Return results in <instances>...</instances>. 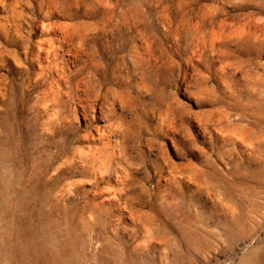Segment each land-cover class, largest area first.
<instances>
[{"label":"rangeland","instance_id":"obj_1","mask_svg":"<svg viewBox=\"0 0 264 264\" xmlns=\"http://www.w3.org/2000/svg\"><path fill=\"white\" fill-rule=\"evenodd\" d=\"M0 264H264V0H0Z\"/></svg>","mask_w":264,"mask_h":264}]
</instances>
